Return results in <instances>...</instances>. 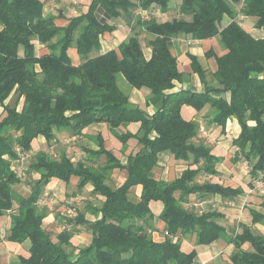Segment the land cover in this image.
Instances as JSON below:
<instances>
[{"label":"trees","instance_id":"trees-1","mask_svg":"<svg viewBox=\"0 0 264 264\" xmlns=\"http://www.w3.org/2000/svg\"><path fill=\"white\" fill-rule=\"evenodd\" d=\"M44 2L0 0V217L17 209L11 215L7 239L30 242L29 255H21L11 264H192L196 250H185L174 237L195 235L198 244H209L225 227L219 223L217 211L199 213L189 197L217 193L235 197L243 188L198 179L201 174L217 172L218 157L200 136V122L186 119L182 106L200 111L209 105L213 122L225 133L228 123L237 121L240 132L232 138L238 147L236 158L250 163L253 176L264 174V38L254 37L236 19L235 5L240 0H182L178 17L138 19L140 31L152 36L149 59L137 30L118 49L100 52L102 36L114 32L115 21L131 8L168 11L171 0H90L87 9L64 26L56 22L59 15H44ZM239 11L254 17L256 27H264V0H243ZM227 16L232 19L228 23ZM182 35L221 37L227 52L216 56L218 68L213 77L217 85H206L200 92L172 91L174 81L182 80L184 73L171 52V40ZM37 44L49 51L39 54ZM72 47L83 58L78 65L69 54ZM189 57L194 72L207 82L197 57ZM124 81L149 90V102L157 106L153 113L130 103L129 94L122 89ZM13 94L17 100L10 105ZM136 121L141 123L136 133L117 132L118 127ZM95 122L107 123L123 143L136 139L140 147L128 154L126 163L105 147L101 133L97 136L99 148L89 151L91 157L86 161L75 162L65 151L55 158L41 150L28 162L29 194L17 190L23 179L13 162L30 152L34 141L42 137L51 145L57 131L80 134ZM166 151L188 162L182 175L171 181L151 176L158 154ZM102 156L106 160L98 164ZM115 168H125L128 173L117 187L107 182ZM34 173L39 177L34 178ZM72 176L79 177L80 187L91 183L94 192L104 197L92 211L94 220L84 212L69 219L74 229L83 224L92 232L91 242L76 254L69 251L75 250L73 230L63 229L53 238L43 225L46 213L38 207L53 178L68 183ZM136 186L140 187L138 200L132 192ZM153 201L162 203L158 217L167 231L163 240H155L151 234ZM256 219L264 220V214H256ZM232 242L236 248L231 255L233 264H264V235L242 223Z\"/></svg>","mask_w":264,"mask_h":264},{"label":"crops","instance_id":"crops-1","mask_svg":"<svg viewBox=\"0 0 264 264\" xmlns=\"http://www.w3.org/2000/svg\"><path fill=\"white\" fill-rule=\"evenodd\" d=\"M89 1L90 0H88L83 12L87 9ZM242 1L243 0H240V3L235 5L237 11L236 19L241 22V24L254 37L264 38V27H256V19L254 17L245 16L241 11H239ZM181 2L182 0H179L175 4L170 5V9L168 11H162L160 7L142 9L139 6H135L133 9L131 8L128 15H124L115 21L117 24V29L114 32H107L102 36V49L100 52H105L113 48L118 49L119 44L123 40L128 39V37L132 35L135 30H137L141 40L145 39V43L142 41L143 51L145 57L149 59L152 55V46L148 43V41L152 38V36L143 30L140 31L141 28L137 27L138 19L141 17L142 20H147L154 16L159 21L171 20L180 16L178 7ZM56 7H58L57 0H45L43 13L44 15H59V17L56 19L58 25L64 26L69 22L71 17L78 15H72L68 13L69 7L67 6L64 7L63 10L57 9V11L55 10ZM173 9H177L178 15L173 13ZM168 15H170V17H168ZM231 20L232 19L228 16L225 18L226 23L230 22ZM124 30L126 31L127 37L124 36L121 38L120 34H122ZM211 51H213L215 54L209 55L208 52ZM171 52L177 56L179 68L184 73L182 80L174 81V88L172 91L189 89L200 92L206 88V85H217L213 77V73L218 68L216 56H221L227 52V49L220 36H214L206 39H195L191 36L184 35L174 37L171 40ZM77 53V58L82 59L81 55L78 53L80 55L79 56ZM95 54H97V52ZM189 54H193L197 57L203 70L206 72L207 82H203L200 75L197 72H194ZM70 56L74 64L78 65L81 63L74 61L71 54ZM129 99L133 106L140 107L150 114L153 113L157 107L156 105L149 102L150 93L147 89H132L129 93ZM210 110L211 108L209 105L200 111L187 104L182 106V114L186 119L197 120L200 122L201 127L206 129L208 136L202 137L201 134L200 136L204 142L211 147L212 153L218 157V161L215 163V169L217 172L215 174H201L198 176V179L200 181L218 182L233 188L241 187L243 188V191L235 197H223L222 194L217 193L202 198L198 194H192L189 197V203L194 205L195 209L199 213L204 211H217V213L220 215L218 221L225 228L220 233L219 238L209 244H198L195 235H185L181 233L175 236L174 240L179 239L182 242L183 248L187 251H191L193 249L196 250L197 254L192 264H233L231 261V255L236 248L232 241L233 238L241 231L242 223L248 225L254 233L264 235V220L256 219V214H264V193H262L257 188L251 191L254 188L255 181L259 178H263L264 174L261 173L258 176H253L250 171V163H248L246 160H239L236 158V151L238 150V147H235L232 144V138L236 137L240 132V127L237 121H230L228 123L226 133L222 132L221 127H219L216 122H213L214 115L210 113ZM140 125L141 123L139 121L131 122L125 127H118L116 130L120 134L125 133L126 131L136 133L139 130ZM106 129L111 132V128L107 123L95 122L84 128L80 134H74L72 130H59L57 131V137L58 133L66 134V136L70 135L69 138L72 137V139H77L79 137L78 135L90 137L91 139L89 141H93L94 145L90 147L91 149H85V157H87L90 155L89 151L97 150L99 148V142L97 139L99 133H101L105 145L104 133L102 131ZM195 140L201 141V139L198 137ZM38 141L42 146H50L45 138L40 137L38 138L37 142ZM128 143L129 142L125 144L127 145ZM126 145L123 144L124 147H126ZM136 145L137 146H135L133 149L130 148L127 154L123 155L121 159L114 152L113 153L121 160V162L126 163L128 154L136 151L140 147V144L137 143ZM105 147L107 146L105 145ZM22 156L23 154L20 155L19 159L13 162V166H21L22 164H25L24 161H22ZM81 161L85 160L83 159ZM97 162L101 163L99 160ZM92 164L97 166L95 161H93ZM187 166L188 162L186 160L175 159L174 155L169 151L160 152L158 154V164L153 168L151 176L158 180L171 181L180 177ZM34 174L36 175L37 173ZM37 175L39 177V174ZM127 175L128 173L125 168H115L111 172L109 176L110 179L108 178L107 182L109 184L112 180H115L116 182V178H118L116 184L113 186H120L126 181ZM22 179L24 178L22 177ZM79 182L80 179L77 176H72L68 183L60 179L53 178L44 188V191L40 197L42 200L39 199L38 201V207L40 210L46 213L43 219L44 227L51 232L53 238H55L56 235L63 229L67 228L69 230H73L71 242L77 252L80 248L88 245L91 242L92 232L83 224L76 225V228L74 229V226L69 221V219L72 217L71 215L65 214V208H68V211L70 208L75 209L76 215L73 217H76L80 212H84L86 218L94 220L96 217L92 211L100 206L104 199L102 195L94 192V186L91 183H87L83 187H80ZM18 191L20 192V190ZM29 192L30 188L27 190V195ZM132 192H134V199L138 200L140 196V187H133ZM73 193L77 195L80 193V195L74 196ZM91 194L98 196L100 200L99 203L87 200L88 197L86 195ZM89 198L92 197L89 196ZM47 201L48 206L41 205V203H45ZM189 203L185 204L186 207L189 206ZM74 204L77 205V207H72ZM151 208L154 213V227H152L151 234L155 240H163L167 235V231L165 229V223L158 217L162 209V203L159 201H153L151 202ZM16 212L17 209L6 213V215H4V219H2L3 216L0 217V235L3 231L5 232V235H8L11 215ZM63 215L66 216V218H64ZM63 221L66 223V226L65 223L62 225ZM19 244L22 246L21 248L17 247L14 242L9 240H7L6 244L0 243V256H2L1 259L5 264H11L12 261H16L21 255H29L30 244H28L26 241ZM245 245L248 246V244Z\"/></svg>","mask_w":264,"mask_h":264},{"label":"rangeland","instance_id":"rangeland-1","mask_svg":"<svg viewBox=\"0 0 264 264\" xmlns=\"http://www.w3.org/2000/svg\"><path fill=\"white\" fill-rule=\"evenodd\" d=\"M54 1H56V0H54ZM57 1H58V7H56V9H55L56 11H57V9L58 10L59 9L63 10V8L67 6V7H69V12L68 13H70L72 15L79 14V13L83 12V10L85 9L86 4L88 2V0H57ZM178 1L179 0H171L170 5L175 4ZM173 11H174L173 12L174 14L178 15L177 9H173ZM168 17H170V15H168ZM125 30L122 32V34H120L121 38H123L124 36L127 37ZM142 41H143V43H145V39H143ZM72 48L69 49V54H71L73 56L74 61H77V63L82 62L83 58L82 59L81 58L78 59L77 56H76L77 50L75 49V47H72ZM37 50H38L39 54L49 51V49H46L45 47L41 46L40 44H37ZM77 55H79V54L77 53ZM122 89L126 93L129 94L130 91L132 89H134V87H132L127 81H124V85H122ZM16 100H17V94H13L9 98L8 101H9L10 105H14ZM20 104H21V101H19L18 106H21ZM1 113H2V107L0 106V116H1ZM102 132L104 133L105 145L108 148H110L118 157H120V159H121V157L123 155L127 154V152L130 150V148L133 149L135 146H137L136 145L137 142L134 139H130L128 141L129 143L127 145L125 143L121 142V140L116 137V135L113 133L112 130L110 132V131H108L106 129V130H104ZM69 136L68 135L66 136V134H59L58 133L57 139L50 146H48V145L42 146L40 144V142L39 141L37 142V140H36V141H34L33 149L30 152L23 153L22 161H24L25 164H22L23 166L22 165L21 166H14L15 170L17 171V173L18 174L20 173L22 175L21 177L24 178L23 179V183L17 186L18 190H20V193L22 195H27V190L29 189V186L27 184V182L29 181L28 173H27L28 162L31 161L36 156L37 152L42 150V151L47 152L49 155L57 158V157H59V155H60V153L62 151H65V152H67L69 157H71L72 160L75 161V162L81 161L83 159L86 161V160H88L90 158V155L85 157V155H86L85 149H91L90 147L94 145L93 141H89L91 138L88 137V136H80V135H78L79 137L77 139H72V137L69 138ZM123 144L126 145V147H124ZM105 159L106 158L103 156L102 158L99 159V161H101V163H104ZM99 163L100 162H98V164ZM33 177H38V175L34 174ZM117 180H118V178H116V182H117ZM116 182H115V180H112L110 184L113 186L114 184H116ZM73 195L74 196H78V195H80V193L78 195L73 193ZM47 196H49V195H47ZM86 196L88 197L87 200H89V201H92V202H95V203H99V201H100L98 196H95L93 194L86 195ZM89 196H91L92 198H89ZM78 201H80V200H78ZM51 204H52V202H51ZM41 205L42 206L43 205H45V206L47 205L48 206V201L45 202V203H41ZM75 206L77 207V205H75V204L72 205V207H75ZM65 209H64L65 210L64 212H65L66 215L67 214L68 215H73V214L69 213L70 211H68V208H65ZM201 209H202V207H201ZM9 212H11V211H8L7 213H9ZM63 217L66 218V216H64V215H63ZM71 217H73V216H71ZM4 218H5V216H3L2 219H4ZM64 223L65 222L63 221L62 225ZM65 226H66V223H65ZM7 240H8L7 239V235H5V232L3 231L2 234L0 235V243L1 244H6ZM26 242L28 244H30V242L28 240ZM14 244L17 247H19V248L22 247L19 243H15L14 242ZM69 251L72 252V254H76L77 253L76 250H71L70 249ZM1 258H2V256H0V264H5L2 261Z\"/></svg>","mask_w":264,"mask_h":264},{"label":"built area","instance_id":"built-area-1","mask_svg":"<svg viewBox=\"0 0 264 264\" xmlns=\"http://www.w3.org/2000/svg\"><path fill=\"white\" fill-rule=\"evenodd\" d=\"M201 136L202 137L208 136V133H207V131H206V129L204 127H201ZM19 176L21 177L22 175L19 173ZM256 188L259 189L262 193H264V179H261V178L257 179L255 181L254 188L251 191H253ZM69 211H70L69 213L73 214L71 216H75L76 215L75 209L70 208Z\"/></svg>","mask_w":264,"mask_h":264}]
</instances>
